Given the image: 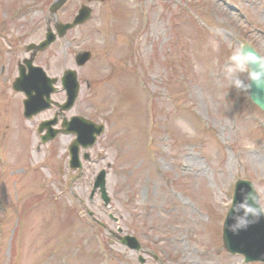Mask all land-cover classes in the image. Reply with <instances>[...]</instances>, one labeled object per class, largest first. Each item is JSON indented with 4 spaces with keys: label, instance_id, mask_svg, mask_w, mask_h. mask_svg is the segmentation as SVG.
I'll return each mask as SVG.
<instances>
[{
    "label": "rangeland",
    "instance_id": "374dc122",
    "mask_svg": "<svg viewBox=\"0 0 264 264\" xmlns=\"http://www.w3.org/2000/svg\"><path fill=\"white\" fill-rule=\"evenodd\" d=\"M78 1L69 0L57 19H69ZM141 1L139 16L145 20L136 27L135 6ZM141 1L93 3L86 25L69 31L35 60L51 76L63 67L74 68L75 51H92L91 60L77 70L79 97L70 112L106 123L94 151L103 158L98 167L109 165L106 188L111 212L119 219L114 224L97 208V196L88 200L92 183L63 171L64 139L44 146V161L40 150L31 149L33 121L19 115L23 97L10 88L23 45L43 36L48 0L35 8L29 4L11 22L12 9L17 3L22 8L24 0H0V136L7 156L0 172V264H138L129 259H136V252L86 218L87 209L101 222L108 221L112 231L119 226L121 234L135 236L145 260L156 254L165 264H243L239 255L223 250L221 225L229 206V183L237 175L257 185L264 209V135L253 119L264 122V116L245 99L246 72L232 61L227 67L234 71L220 66L218 46L225 43L224 32L215 25H230V42L244 34L242 22L262 28L264 0ZM120 4L121 15L129 18L128 35L116 26L120 15L115 5ZM179 7L184 21L177 28L180 40L170 17L171 8ZM210 26L216 48L210 45ZM101 27L106 32L102 35L97 31ZM124 60L130 64L126 69ZM135 73L149 95L140 93L132 80Z\"/></svg>",
    "mask_w": 264,
    "mask_h": 264
},
{
    "label": "water",
    "instance_id": "95a60500",
    "mask_svg": "<svg viewBox=\"0 0 264 264\" xmlns=\"http://www.w3.org/2000/svg\"><path fill=\"white\" fill-rule=\"evenodd\" d=\"M261 69H264L262 64H257ZM256 67V65H254ZM264 75V74H263ZM250 95L252 99L264 110V79L252 80L250 87Z\"/></svg>",
    "mask_w": 264,
    "mask_h": 264
},
{
    "label": "clouds",
    "instance_id": "9594fccd",
    "mask_svg": "<svg viewBox=\"0 0 264 264\" xmlns=\"http://www.w3.org/2000/svg\"><path fill=\"white\" fill-rule=\"evenodd\" d=\"M242 47V44L237 48L235 54L232 56V59L236 62V66L243 69L245 67L244 61L245 60H252L255 61L257 59V56L254 55L252 52H248L246 55L241 56L240 55V48ZM262 61H264V56L259 57Z\"/></svg>",
    "mask_w": 264,
    "mask_h": 264
},
{
    "label": "bare ground",
    "instance_id": "6f19581e",
    "mask_svg": "<svg viewBox=\"0 0 264 264\" xmlns=\"http://www.w3.org/2000/svg\"><path fill=\"white\" fill-rule=\"evenodd\" d=\"M185 159L190 163L191 166L195 165L190 156H185ZM196 170L199 172L200 168L196 167Z\"/></svg>",
    "mask_w": 264,
    "mask_h": 264
}]
</instances>
